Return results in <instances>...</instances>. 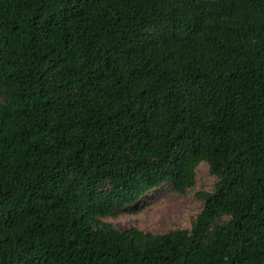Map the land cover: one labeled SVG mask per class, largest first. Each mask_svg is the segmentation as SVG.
<instances>
[{"label":"trees","instance_id":"1","mask_svg":"<svg viewBox=\"0 0 264 264\" xmlns=\"http://www.w3.org/2000/svg\"><path fill=\"white\" fill-rule=\"evenodd\" d=\"M0 264H264V0H0Z\"/></svg>","mask_w":264,"mask_h":264},{"label":"rangeland","instance_id":"2","mask_svg":"<svg viewBox=\"0 0 264 264\" xmlns=\"http://www.w3.org/2000/svg\"><path fill=\"white\" fill-rule=\"evenodd\" d=\"M215 179L207 166H200L197 170L196 186L185 195L170 192L169 186L154 191L143 197L139 206V213H133L136 206L128 207L110 218L112 223L120 230L126 231L138 228L154 234H163L169 230H190L197 216L202 210V204L196 194L210 191Z\"/></svg>","mask_w":264,"mask_h":264}]
</instances>
